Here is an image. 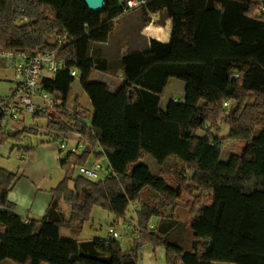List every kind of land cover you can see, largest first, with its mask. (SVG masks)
<instances>
[{"label": "trees", "instance_id": "obj_1", "mask_svg": "<svg viewBox=\"0 0 264 264\" xmlns=\"http://www.w3.org/2000/svg\"><path fill=\"white\" fill-rule=\"evenodd\" d=\"M142 8L146 21L150 13L167 9L170 41L152 39L143 52L122 58L126 77L112 92L107 83L91 79L94 69L109 66L92 57L91 48L107 42L114 19L124 13L117 0H105L101 12L89 11L81 0H0V49H51L63 61L56 74L42 80L56 106L34 118L46 119L48 130L79 133L87 144L81 154L60 150L65 177L52 189L42 219L26 221L15 212L9 194L20 176L0 168V263L137 264L143 244L150 242L165 245L167 264H264V16L254 15L253 0H145ZM62 37L67 42L61 45ZM72 70L80 73L92 111L79 96L73 98ZM170 78L185 83V96L165 111L161 94ZM226 100L232 102L228 112ZM3 119L0 112V146L39 133V127L22 126L8 134ZM220 120L230 128L226 137L211 128L199 134L207 122ZM228 140L246 146L224 161ZM96 146L102 148L96 158L107 159L110 175L74 176ZM144 155L159 164L178 158L192 170L190 179L181 180L185 192L210 195L211 203L202 207L197 196L188 202L190 246L169 238L172 222L151 228L154 216L168 218L167 209H177L183 189L152 173L141 162ZM145 191L161 202H142L136 212L139 238L131 250L112 237L80 242L61 235L63 229L82 231L97 205L125 218ZM63 203L71 207L70 218Z\"/></svg>", "mask_w": 264, "mask_h": 264}, {"label": "rangeland", "instance_id": "obj_2", "mask_svg": "<svg viewBox=\"0 0 264 264\" xmlns=\"http://www.w3.org/2000/svg\"><path fill=\"white\" fill-rule=\"evenodd\" d=\"M253 1L254 4H256V10L254 15L261 17L264 16V11H262V9L264 8V0ZM142 7L143 6H138L127 11L124 10V15H126L122 17L120 21H118L119 24L116 28L117 31L115 35L111 38V44L107 47H104V49L102 50L104 52V55L112 58V62H115L116 59L113 53L114 51L112 50V44L117 43L118 40H121L120 42L123 43L125 40H127L128 37V40L130 39V41H132V48L136 47L137 45H140L136 44V41L138 40H136V36L138 37L140 27L142 23L146 22L147 18V15L143 12ZM166 16L167 14L165 13L158 14V21H163ZM51 40L54 43L56 42L57 38L55 37ZM99 48L101 49V47ZM3 61L5 65L0 66V68L3 70L0 74L1 97L7 96L15 84V82L13 81V67L9 62L0 59V63H3ZM2 73L5 74L2 75ZM178 81L183 83L181 80ZM78 82L80 84V81ZM76 85H78V83H76ZM181 95V89L173 87L171 85L168 86L163 92V98L160 104L161 108L163 110H170L171 106L181 105L183 101ZM85 96L87 99L84 96H79L80 102L85 108H91L90 99L86 93ZM231 104L232 102H230L229 106H231ZM223 108L224 110H226L225 107ZM228 111L229 110H226V112ZM15 124L18 129H20L22 126H32L39 127V129H45L44 131L47 130L46 135L44 133L29 134L25 135L21 142L9 140L2 144L0 146V168L7 169L14 173H18L21 167L22 169L20 170V173L23 172L24 175H27L28 178H30L32 181H35V183L37 184L47 182L50 176L54 178V180L51 181L53 184L57 183L60 179H63V177H65V171L60 167V164L57 163V147L60 144L59 139L61 138L60 135H57V131L48 130L46 127V119H35L34 115H26V122L23 120L21 123L15 122ZM208 128H211L214 134H217L220 137H226L230 129L229 126L225 125L223 120L218 121V123L216 124H213L212 122H207L204 129L199 131V134L204 135L205 129ZM47 135L48 137L50 136V139L57 138V142L52 140L51 143H43L42 141L47 139ZM62 138L66 139V137ZM245 146L246 143L243 141L228 140L224 142L222 159L227 160L233 154H241L244 151ZM22 155H25V159H23ZM141 160H144V162L149 165V168L151 169L152 173L164 178L169 183V185L175 188L180 187L183 189V195L180 200H178L177 209L175 211H172L170 208H168L166 211V217H168L167 219H171L175 225L170 232L169 238L171 240L180 239L186 246H190V242L193 239L191 232V223L193 217L191 216L190 209L187 206L188 202H191V200H193V198L197 196L199 197L198 206L202 207V205L211 203L210 195L207 192H204L202 194L196 192L192 196L185 192L186 185H181V180L183 178H186L187 180L190 179L192 175V170L190 168L185 167L184 164L178 158L174 156L167 158V160L160 165H158V163L152 159L151 155H144ZM102 162L104 163L105 161ZM104 164L107 167L106 163ZM78 174H80V172L78 169H76L74 171V176H77ZM187 184H189V182H187ZM72 185L73 184L71 183V186ZM142 202L160 203L161 199L155 196V194L145 191L142 195V200L139 203L142 204ZM62 208L64 211V216L65 214L68 215L69 211H71V207L67 203H63ZM33 215V217L37 218L36 215L38 214L35 213ZM125 215L126 219L130 218L135 222V224H137V214L136 212L134 213L131 206L129 207L128 212ZM119 219H123V221L125 220V218ZM119 219L114 213L97 205L92 211L91 219L87 221L85 223L86 226L84 225L83 227L85 228L83 236L88 238L94 236L95 234H103L106 233L107 230H111L110 227H113L112 225H116L115 227L117 230H119V233L124 234H122L123 237L120 238L121 247L124 251H129L132 248L128 249V247L134 246L135 238H132V236L130 235L133 232H130L128 231V229H126L127 223H120ZM156 219H158V217L154 216L151 221ZM92 227H94V229H92ZM126 233L128 234V236ZM122 238L123 240H121ZM122 245L124 246V248ZM142 249L139 252L137 264H141V252L145 251L153 254L152 257L154 261H157V264H167L165 245H155L153 243L146 242L143 244ZM153 250L155 251L153 252Z\"/></svg>", "mask_w": 264, "mask_h": 264}, {"label": "crops", "instance_id": "obj_3", "mask_svg": "<svg viewBox=\"0 0 264 264\" xmlns=\"http://www.w3.org/2000/svg\"><path fill=\"white\" fill-rule=\"evenodd\" d=\"M161 13H165V14H167V16L165 17V19L163 21L159 22L157 15L161 14ZM125 15L123 13L122 15H120L119 17L114 19V23H115L114 29L110 33L107 42L93 43L92 48H91V56L92 57L103 58V59L107 60L109 63L108 64L109 66L106 70L94 69L91 73V79L107 83L110 91H112V92L116 91L119 88V86L125 80V77H126V75L124 73V68L122 65V58H124L125 56L130 55L132 53L143 52L144 50H146L149 47L150 41L152 39L158 40V41L163 42V43H168L170 41L171 33H172V22L173 21H172L171 17L169 16L167 9L164 8V9H161L157 12H152L149 14L150 21H146V22L142 23V25L140 27L139 35H138V37L136 36V40L138 39L136 41V44H140V45L139 46L137 45L136 47L132 48V46H131L132 41H130V39L128 40V37H127V40H125L123 43L120 42L121 40H118L117 43L112 44V50L114 51L113 53L116 57L115 62H112V58L104 55V52L102 50L104 49V47H107L108 45L111 44L110 43L111 38L115 35V33L117 31L116 28L119 24L118 21H120V19L122 17H124ZM99 47H101V49ZM1 71H3V70L0 68V74H1ZM3 74H5V73H2V75ZM15 75H16V72H15V70H13V76L15 77ZM51 76H53V75H51ZM14 77H13V81L15 79ZM79 77H80V73L78 71L77 76L75 77L76 80L72 84V88L74 91V97L84 96L86 98L85 92L83 91L81 84H79V82H78ZM178 80H176V78H170L168 80V83L165 86L163 92L165 91V89L168 86L171 85L173 87H177V88L181 89V93H182L181 96H182V98H184V96H185V83L183 81H182L183 83H181ZM76 83H78V85H76ZM76 88H77V90H76ZM11 90H10V92H11ZM163 92L161 94V102H162V98H163ZM90 105H91V102H90ZM171 108H172V106L170 107V109ZM88 109L92 111L93 110L92 105H91V108H88ZM165 111H169V110H165ZM28 115H30V114H28ZM24 121L26 122V118L24 119ZM15 122L21 123L22 121L21 122L15 121ZM15 122L13 123V125H14V127H16V129H18ZM44 130L45 129L40 128L39 133H44L46 135L47 130L46 131H44ZM57 135L61 136L60 139H64L62 137H66V140H68L71 148L77 147V152H75L76 154H81L86 148L87 144L81 138V136H80L81 134H79V133H76V132H68V133L57 132ZM46 137H47V139L43 140L42 141L43 143H51L52 140L57 142L56 138L50 139L49 138L50 136L48 137V135ZM101 152H102V148L100 146H96L94 149V154H92V156H90L88 161H86L85 165H88V164L96 161L98 159V158H96V154L101 153ZM22 156H23V159H25V155H22ZM61 157H62V155L60 153V149L58 146L57 147V159H58L57 163H59V164H60ZM100 159L102 161H105L104 163H106V165L108 166V161L105 157H102ZM152 159L157 162V160L155 158L152 157ZM227 160H224V161H227ZM141 162L145 163L144 160H141ZM104 163H103V165H105ZM158 165H160V164L158 163ZM60 167H61V165H60ZM21 169L22 168L20 167V169L17 173L20 176V179L18 180L14 189L10 192L9 199L12 202H14V204H15V212L17 214H19L20 216H22L23 218H25L26 221H28L29 219H42V217L45 215V212H46L49 204L51 203V200L53 197V193H52L53 190L52 189H54V188L56 189L57 185L63 179H60L57 183L53 184L51 181L54 180V178L52 176H50L49 180H47V182H42V183L37 184V183H35V181H32L30 178H28L27 175H24L23 172L20 173ZM130 206L132 207V210L134 211V213L137 212L138 210H140V208H141V204L139 203V201L135 204H131ZM35 213L38 214V215H36L37 218L33 217L34 216L33 214H35ZM65 217L70 218V211H69L68 215L65 214ZM119 221H120V223L121 222L122 223L124 222L125 224L127 223L126 229H128V231H130V232H131V229L129 226L135 225V222L132 219H130V218L126 219V217H125L124 221H123V219H119ZM171 222H172L171 219L158 218L156 220H152L150 223V226H151V228L157 229V228L161 227L162 225L167 226V224L171 223ZM172 225H174V222H172ZM112 226L113 227H110V229H114V230L119 232V230H117L115 227L116 225H112ZM92 229H94V227H92ZM84 231H85V228H83V231L63 229V230H61V235L63 237H69V238L78 240L80 242L90 241V240H93L96 238H105V239L111 238L110 230L109 231L107 230L106 233L95 234L94 236L88 237V238L83 236ZM130 235L133 238V233ZM127 236H128V234H127ZM117 240L120 241V239H117ZM121 240H123V238ZM120 243H121V241H120ZM123 248H124V246H123ZM131 248H133V246L128 247V249H131ZM154 251L155 250H153V252ZM152 255H153L152 253H150V252L148 253L147 251L141 252V257H142L141 258V264H157V261H154ZM9 261L10 260H4L0 264H18V263H15L13 261H10V262Z\"/></svg>", "mask_w": 264, "mask_h": 264}, {"label": "built area", "instance_id": "obj_4", "mask_svg": "<svg viewBox=\"0 0 264 264\" xmlns=\"http://www.w3.org/2000/svg\"><path fill=\"white\" fill-rule=\"evenodd\" d=\"M145 5V0H125L124 10H130L134 7ZM264 11V8L262 9ZM67 42L66 37L58 40L59 44ZM0 59L11 64L15 70V84L10 94L3 97L0 102V112L4 114L2 121L3 130L12 134L16 132L15 121L21 122L26 118V115H34L36 112H46L53 109L57 100L52 93L47 91L43 85V77L51 76L57 73L62 66L63 61L57 57L54 50L48 49L44 51L28 52L16 51L9 49H0ZM72 75L77 76L78 71L72 70ZM230 100L224 102V107L229 110ZM59 147L64 152H77V147H70L68 140L60 139ZM81 146V145H80ZM82 176L91 179H99L103 176H109L110 171L107 169L101 159L83 166H77ZM133 232L135 239L139 238L140 228L138 223L134 226H129ZM112 238L120 239L122 235L114 230H110Z\"/></svg>", "mask_w": 264, "mask_h": 264}, {"label": "water", "instance_id": "obj_5", "mask_svg": "<svg viewBox=\"0 0 264 264\" xmlns=\"http://www.w3.org/2000/svg\"><path fill=\"white\" fill-rule=\"evenodd\" d=\"M89 8V11L92 12H101L104 11L105 0H81ZM119 5L124 8L125 0H117Z\"/></svg>", "mask_w": 264, "mask_h": 264}]
</instances>
